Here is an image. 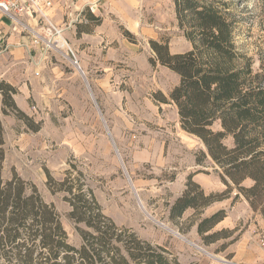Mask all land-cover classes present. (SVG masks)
<instances>
[{
    "label": "rangeland",
    "instance_id": "1",
    "mask_svg": "<svg viewBox=\"0 0 264 264\" xmlns=\"http://www.w3.org/2000/svg\"><path fill=\"white\" fill-rule=\"evenodd\" d=\"M222 1L228 4L237 50L252 60L255 71H264V0ZM57 6H64L63 1L55 3L49 15L59 33L35 17L17 22L2 16L11 29L1 32L0 82L15 87L13 99L28 117L0 110L5 175L13 168L37 187L60 214L68 242L76 247L81 237L67 215L70 206L62 192H51L46 184L48 176L62 179L71 165L82 173L102 212L118 227L154 246L173 244L175 236L185 238L191 232L192 215L182 224L168 218L170 205L186 188V178L184 189L177 178L199 171L214 192L225 185L210 159L196 163L203 145L180 128L175 105L154 98L160 92L156 97L168 99L176 78L159 63H150L155 54L149 40H167L171 53L191 48L178 27L174 1L164 0L161 27L154 35L128 31L129 37L120 27L121 36L137 44V60L127 59L116 39L100 45L93 40L102 20L99 10L72 7L63 14ZM84 33L89 37L83 38ZM224 142L231 146V137ZM235 192L230 194L231 206L242 215V225L252 216L242 196L232 202ZM206 246L197 243L200 253L214 255ZM17 262L0 255V264Z\"/></svg>",
    "mask_w": 264,
    "mask_h": 264
},
{
    "label": "trees",
    "instance_id": "2",
    "mask_svg": "<svg viewBox=\"0 0 264 264\" xmlns=\"http://www.w3.org/2000/svg\"><path fill=\"white\" fill-rule=\"evenodd\" d=\"M173 1L178 27L191 48L171 53L167 40H149L155 54L150 63L157 62L179 77L168 99L156 97L160 92L154 98L175 105L180 128L203 145L196 153V163L210 159L225 188L205 194L192 179L199 171L190 172L186 188L169 207L168 218H180L188 207L198 213L210 203L230 197L234 190L232 202L242 196L264 218V71H255L252 60L237 50L226 1ZM124 35L132 36L128 31ZM15 92L14 86L0 82V110L26 119L13 99ZM3 133L0 119L1 256L12 257L17 264H179L163 247L118 227L106 216L82 173L72 170L73 165L62 179L48 176L46 182L51 192H62L70 206L67 215L81 245L70 244L54 205L13 168L5 175ZM227 137L232 139L231 146L224 142ZM247 180L251 181L248 186L244 185ZM225 213L219 209L198 221L203 243L232 233L224 229L206 233Z\"/></svg>",
    "mask_w": 264,
    "mask_h": 264
},
{
    "label": "crops",
    "instance_id": "3",
    "mask_svg": "<svg viewBox=\"0 0 264 264\" xmlns=\"http://www.w3.org/2000/svg\"><path fill=\"white\" fill-rule=\"evenodd\" d=\"M58 1L59 0H54V5L50 11L55 7V3H58ZM61 1H63L65 7L62 6L59 8V6H57V8L60 9L63 14L65 10L67 11L72 7L78 9L79 7L82 8L85 6L86 2H95L102 20L99 25L95 26L93 40L98 42L97 45H100L103 40L109 42L116 39L119 41L121 49L126 50L127 59L135 58L137 60L140 56L136 54L137 44L126 41L120 34V27H123L131 34L135 35H154L157 33V29L161 27L160 21L162 19V14H164V0H74L71 3H69V0ZM2 16L3 14L0 13V37H2L1 32L5 33L11 29L9 21ZM86 37L89 36L84 33L83 38ZM8 47L9 44L6 45V49ZM111 52H113V50ZM163 68L169 70L164 66ZM171 72L174 74L176 78L175 84H177L179 77L173 71ZM190 172L194 171H188L181 179L177 178V181L182 183L183 189L185 188V178ZM192 179L200 185L205 194L214 192L203 174L199 172L195 173ZM245 202L250 208L248 202L246 200ZM219 209L226 210L225 216L214 224L206 233L217 232L223 229L231 230L232 233L227 237H218L214 241L205 244L197 232L198 221L201 218L210 216ZM237 210L235 205L231 206V197L216 200L200 209L198 213L194 208L188 207L181 215V218L178 219L180 220V224H182L187 217L192 215V218L195 220L192 218L191 221L189 220L191 228L190 234L185 238L175 236L173 244L162 247L171 256L176 257L179 264H221L210 256L209 253H200L197 249V243L209 245L206 247L211 249V253H214V255H225L235 262L264 264V218L260 214L254 213L250 208L252 217H250L249 220L246 219L241 225L240 223L243 217L236 213Z\"/></svg>",
    "mask_w": 264,
    "mask_h": 264
},
{
    "label": "built area",
    "instance_id": "4",
    "mask_svg": "<svg viewBox=\"0 0 264 264\" xmlns=\"http://www.w3.org/2000/svg\"><path fill=\"white\" fill-rule=\"evenodd\" d=\"M53 1L54 0H0V13L17 22H21L20 19L22 18L35 17L41 22L48 23L56 33H59L60 30L51 23L49 15V11L53 7ZM85 6L92 13L97 10L95 2H86ZM71 54L73 55L74 53L71 51ZM74 63L79 67L77 60H75ZM210 256L220 261L222 264H244L219 258L216 255L210 254Z\"/></svg>",
    "mask_w": 264,
    "mask_h": 264
},
{
    "label": "bare ground",
    "instance_id": "5",
    "mask_svg": "<svg viewBox=\"0 0 264 264\" xmlns=\"http://www.w3.org/2000/svg\"><path fill=\"white\" fill-rule=\"evenodd\" d=\"M61 44V43H60ZM65 45V44H64Z\"/></svg>",
    "mask_w": 264,
    "mask_h": 264
}]
</instances>
